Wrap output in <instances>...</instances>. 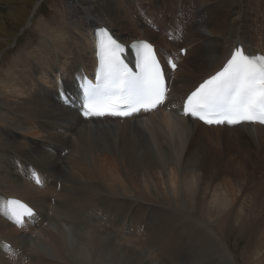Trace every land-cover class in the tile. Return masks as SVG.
<instances>
[{
  "label": "bare ground",
  "instance_id": "1",
  "mask_svg": "<svg viewBox=\"0 0 264 264\" xmlns=\"http://www.w3.org/2000/svg\"><path fill=\"white\" fill-rule=\"evenodd\" d=\"M118 1L65 0L60 25L51 30L40 26L47 43L40 41L39 51L22 57L21 65L16 58L12 71L1 81L0 264H190L192 251L198 259L193 264H202L205 250L206 264H233L231 252L213 241L212 235H203L197 225L184 224L185 239L179 242L172 225L178 217L176 212L175 218H163L165 223L153 219V224L143 216L146 201L151 203L162 196V204L169 197L163 198L134 178L141 173L167 174L171 168L195 175L206 169L202 188L200 183L190 187L185 182L189 187L176 192L177 201L168 200V205L184 210L190 220V207L186 209L184 204L186 201L189 205L188 198L194 200L190 205L202 214L207 212L210 218L217 214L203 209L196 195L210 188V173L216 168L217 160L212 157L214 153L210 154L205 135L226 140V134L235 144L239 143L236 139L241 140L238 153L245 156L247 167L264 170V127L243 124L221 129L229 126L207 127L183 116L187 96L226 64L237 45L250 55H264V0ZM100 26L111 29L123 43L148 41L157 46L159 58L167 60L172 55L176 59L179 70L176 75L169 74L173 91L172 102L166 106L171 107L168 114L158 108L153 113L127 118L123 124L112 119L82 118L76 80L95 74L94 29ZM157 26L162 28L159 36ZM166 33L167 37H163ZM184 48L183 61L179 51ZM125 55L131 59L128 51ZM191 58L194 62L182 71ZM43 80L55 90H46ZM3 98L11 101V106ZM24 121L32 127L29 133L22 131ZM232 139L229 144H220V148L228 146L230 150ZM94 165L98 174L93 171ZM35 172L40 173L41 186L32 180ZM106 181L109 190L100 187ZM258 192L257 211L251 213L253 207H243V226L250 221L254 229L264 224V193ZM9 198L23 200L35 211L21 228L8 218ZM217 200V210L222 202L223 208L231 200L234 202L229 196ZM232 205L229 210L233 213ZM181 229L178 231L183 233ZM160 252L164 259L158 258Z\"/></svg>",
  "mask_w": 264,
  "mask_h": 264
},
{
  "label": "rangeland",
  "instance_id": "2",
  "mask_svg": "<svg viewBox=\"0 0 264 264\" xmlns=\"http://www.w3.org/2000/svg\"><path fill=\"white\" fill-rule=\"evenodd\" d=\"M111 1L113 4L116 3V0H111ZM120 1H118V2L124 3L125 0H120ZM130 1H133V0H130ZM63 2H65V0L64 1L63 0H0V88L2 87V84H1L2 79L4 77H6L10 71H12L13 65L15 64L13 61L16 58L20 59V61L17 64L21 65V58L22 57L33 56L36 52L39 51V49H37V48L40 44V41L43 42L44 44L47 43L48 38H47V36L42 34V29L40 26L45 25V26H47L48 29L51 30V29L56 28L57 26L60 25V23L62 22V19L60 16L61 10L64 9V3ZM137 3L142 4L145 2H137ZM250 11H251V9H250ZM178 13L179 12H177V14ZM65 20H66V18H65ZM166 22H169V21H166ZM148 23L152 24L150 21ZM176 26H177V23H176ZM161 29L162 28L157 26V29H156L157 30V36L160 35ZM163 37H167V36L163 35ZM36 49L38 51H36ZM192 62H194V58H191L190 60L188 59L184 65V68L182 71H184L185 69H188L189 64ZM43 81H45V82L42 83V86H44V88L46 90L47 89L49 91L55 90L53 86H51L50 84H48L46 82V80H43ZM3 101L8 106H11V101L7 102L5 98H3ZM20 104H23V102H21ZM170 109L171 108H168V110H170ZM160 112H162V114H164L167 111L166 110H160ZM23 124L24 125H22V131L25 132V130H26V133L27 132L29 133L32 129L29 122L24 121ZM27 130H29V131H27ZM209 135H210V133L208 134V136L205 135L204 139L206 138V140H207L206 143L209 146V149L211 150L210 154L214 153V154H212V157L216 158V160H217L216 161V168L214 170L215 172L213 171L210 173L211 181H212V182L210 181V188H208V190L205 192L202 191L201 194H198V192H197L196 195L202 200V202L204 204L203 209L209 210L208 211L209 213L212 211H216L217 212L216 216L210 218V216L207 212H205V213L203 212V214H204V216H203L202 212L200 210H198V208H193L190 205L192 202H194V200L192 198H188L189 205L186 204L187 203L186 201L184 202L186 209H187V207L188 208L190 207V212H191L190 217L191 216L193 217V218L191 217L190 220H189V218L186 219L187 216L184 213V210H178V209H176V207L168 205L170 203L169 201H171V202L173 201L175 203L177 201V196H175L176 192H181V190L183 191V190L187 189V187H189V184H190V187L191 186L195 187L197 184L200 183L201 185L199 184L198 186H200L202 188L203 178H204L203 173L205 172V174H206V169L203 172L200 171L198 174L195 175V174H192L190 172H187V174L180 173V172L177 173L176 170H173L172 168L170 169V171L167 174H163V175L158 174L157 175V173H155L154 175L153 174L148 175L147 173H145V175H144V173H141V174H139L138 177L134 178V179H138L140 181V183H143L144 185L146 184L149 187L151 186L152 190H154L153 192H155L156 194L160 193L161 195H163V198L169 197L168 198L169 201L167 199H166L167 201L164 199V202H162V204H159V199L162 196H160V198H158V200H156V201H158V203L156 201L153 202V200H152L151 203L149 202L150 204L153 205V206H151V208H150V204L148 203V201H146L147 203L144 202V200L141 201L143 204L146 203V205H143V216L149 217V220L153 224H155L154 220L156 223L157 222L165 223L166 221L162 220V219L163 218L164 219L165 218L166 219L175 218L174 212H176L177 215L176 214L175 215H176V217L178 216L177 219H175L173 221L171 219L170 220L173 223L172 225H174L177 229V231H175V232L180 237L179 242H183V240L185 239L184 230H183L184 224H185V226L187 225V223L192 224L193 226L197 225L195 227L199 228V230H201L200 229V227H201L202 228L201 232L203 235H205V236L208 235L209 237H211V235H212L213 237H211V238L212 239L215 238L213 241L216 240V243L217 242L219 244L221 243L223 245V247L226 248L225 250H227L228 253L231 252L230 253L232 256L231 261L233 264H236V263L237 264H264V247H263L264 246V233H263L264 232V224L262 226H260L259 229H254L253 227H255V224L253 225L250 221L248 222L249 224H246L245 226H243V221H244L243 207H246V208L248 207L249 210L253 207L252 208L253 211H251V213H255V211H257V209H258L259 204H258L256 198H258V195H257L259 193L258 190L260 191V194H261V192L264 193V176H263L264 170L252 169V168L247 167L248 165H246L245 156L243 155V153H238V150L241 151L240 148L242 147L240 145V144H242L241 140L236 139L240 143V144L237 143L238 144L237 145V144H235V140H233L231 138L232 141H234V144H231V149L229 150L228 146H224V147H226V149H223L224 147L220 148V144L226 145V144L230 143L229 140H231V139L228 137V135L224 134V136H223V139L225 138L226 140H222L221 138L217 139L215 136H213V134L211 136H209ZM208 138H209V140H208ZM213 141H216L217 143L216 142L212 143ZM211 146H214V147H211ZM88 150H91V148H88ZM93 151L94 150H91V152H93ZM101 156L103 157V155H101ZM53 159H55V158L53 157ZM107 160L110 161L109 163L111 165L112 160L109 159V154H108ZM106 164L107 163H105V168H107ZM110 170H112V172L114 171V169H111V168H110ZM93 171L96 174H98L97 167H95V165L93 167ZM212 174H213V176H212ZM186 175H188V176L186 177ZM256 176H258V178ZM186 178H188V179H186ZM253 179H254V181H253ZM258 179L260 180L259 182H257ZM207 180H206V183H208ZM143 181H145V182H143ZM188 181H190V182H188ZM185 182H187L189 184L187 185V183H185ZM144 185L142 186L143 188H144ZM184 186H185V188H184ZM100 187L109 190L107 181L105 184L100 183ZM155 188H157L158 190ZM214 190H217V192L215 193ZM165 194H166V197H165ZM220 196H222V197L225 196V198L227 196H229V200L234 199V202H232V200L230 201V203L228 202L227 205L224 206L225 209L222 206V204H223V202H222L220 205V208H219L220 210H217L216 208L219 205H217V204L215 205V202L216 201L219 202V200H217V199ZM213 198H214V200H213ZM262 199L264 201V197L261 198V200ZM233 203H235V204L232 205ZM254 204H258V205L256 206ZM231 205L234 206L233 209L236 210V211L234 210L233 213L230 212L231 210H229V209H231ZM256 207H257V209H256ZM154 208H155V210H154ZM168 208H170V209H168ZM221 208H222V210H221ZM156 209H157V211H156ZM165 209L166 210L168 209L167 210L168 212L165 211ZM161 211H162V213H161ZM220 211H221V213H220ZM158 213H159V215H158ZM181 214H183V215H181ZM229 214L232 217H230ZM151 215H153V216H151ZM168 215H172V216L167 217ZM194 217L197 219H195ZM228 217L230 219H228ZM222 218H224V219H222ZM250 218H252V217H250ZM253 218H254V216H253ZM183 219L186 221L185 223H184ZM225 220L227 221L228 224H226ZM204 223L206 224V227L204 226ZM254 223H255V221H254ZM250 224H251V226H250ZM180 226L182 227V229ZM221 227L223 229L222 231H220ZM179 229H181L183 231V233L181 231H178ZM226 229H228V231ZM236 229L238 232L236 231ZM239 231H241L242 233ZM141 233H142V231H141ZM186 240H187V237H186ZM155 251H153V252L156 255L157 253ZM205 252H206V250L204 252L202 251V253H203L202 254V264H206L205 259H206L207 255H205ZM192 253H193V257L191 258L190 264L198 263V259L194 258L195 252L192 251ZM158 255H160V257L158 256V258L164 259L161 256V252ZM167 260L168 259H166V261H164V262H167Z\"/></svg>",
  "mask_w": 264,
  "mask_h": 264
},
{
  "label": "snow or ice",
  "instance_id": "3",
  "mask_svg": "<svg viewBox=\"0 0 264 264\" xmlns=\"http://www.w3.org/2000/svg\"><path fill=\"white\" fill-rule=\"evenodd\" d=\"M96 37L100 71L95 85L82 78L84 116L127 118L165 104L166 77L150 44L134 45L140 57L134 73L121 59L123 46L107 29H99ZM170 67L177 65L170 62ZM183 115L206 125H264V56H249L237 47L220 71L187 96ZM24 215L33 212L28 209Z\"/></svg>",
  "mask_w": 264,
  "mask_h": 264
}]
</instances>
